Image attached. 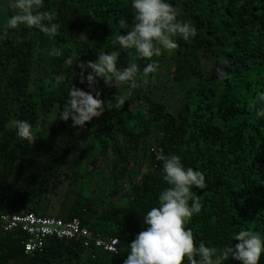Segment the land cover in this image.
Returning a JSON list of instances; mask_svg holds the SVG:
<instances>
[{"label":"trees","instance_id":"16d2710c","mask_svg":"<svg viewBox=\"0 0 264 264\" xmlns=\"http://www.w3.org/2000/svg\"><path fill=\"white\" fill-rule=\"evenodd\" d=\"M12 2L0 0V213L77 219L91 235L117 239L118 252L49 238L25 254L22 233L0 231V264H123L169 187L161 152L206 176L205 189H192L203 207L186 224L197 245H235L242 229L264 235V117L256 114L264 109V0H166L197 35L175 37L177 49L151 60L115 43L135 23L132 0H44L39 11L56 13L58 36L23 24L5 35L18 11ZM56 49L62 54H51ZM114 50L118 68L136 62L142 74L157 62L159 70L147 86L138 74L136 88L98 80L100 98L120 93L123 107L83 127L61 121L69 87L89 91L77 65ZM221 66L226 79L218 78ZM16 120L32 125V142L16 135Z\"/></svg>","mask_w":264,"mask_h":264},{"label":"clouds","instance_id":"9594fccd","mask_svg":"<svg viewBox=\"0 0 264 264\" xmlns=\"http://www.w3.org/2000/svg\"><path fill=\"white\" fill-rule=\"evenodd\" d=\"M44 0H13L11 7L17 13L10 16L4 25V34L9 29L20 25L36 28L49 36H58L61 25L56 21L55 12L39 11ZM135 10V23L130 30L116 37L115 43L120 49L134 50L139 59L162 55L163 51L172 52L179 47L175 37H182L188 42L197 35V29L191 23L178 19L180 13L166 0H132ZM122 29L126 27L124 20L119 21ZM61 55L56 49L53 53ZM120 52H100L97 59L81 62L77 66L80 83H87L89 91L71 85L68 98L60 114L61 121H72L73 127H83L93 118H99L106 110L121 109L126 98L120 93L108 101L102 100L101 91L96 87L102 80L107 87L127 85L132 88L140 86L137 76H142V84H149V75L158 72L159 64L152 62L143 68L136 62H129L127 67L118 68ZM90 70L87 76L85 71ZM218 78L226 79L228 73L221 66L216 69ZM154 79V77H153ZM63 74L55 77L56 85L64 82ZM264 101V95L260 97ZM255 108V105H253ZM258 117H264V109H257ZM16 135L26 141H33L32 125L26 120L14 121ZM163 162L164 179L169 185L158 197L159 206L153 207L143 217L147 226L139 232L129 245L131 251L123 264H225L231 259L241 264H258L264 253V235L253 230H239L232 240L238 241L221 248L206 246L204 241L195 242L193 231L186 227L193 215L199 214L203 205L193 187L205 189L207 181L200 170L187 167L181 157L175 154L165 155L162 152L156 157Z\"/></svg>","mask_w":264,"mask_h":264},{"label":"built area","instance_id":"2783aa9c","mask_svg":"<svg viewBox=\"0 0 264 264\" xmlns=\"http://www.w3.org/2000/svg\"><path fill=\"white\" fill-rule=\"evenodd\" d=\"M154 152H160L153 150ZM1 232H20L24 236L25 254L40 252L49 238L56 239H84V246L92 242L95 247L109 253L118 252V241L115 238L93 236L86 229L81 228L77 219L63 220L56 217H38L34 213L10 214L0 213Z\"/></svg>","mask_w":264,"mask_h":264},{"label":"rangeland","instance_id":"374dc122","mask_svg":"<svg viewBox=\"0 0 264 264\" xmlns=\"http://www.w3.org/2000/svg\"><path fill=\"white\" fill-rule=\"evenodd\" d=\"M127 188V187H126ZM59 193H61V192H59Z\"/></svg>","mask_w":264,"mask_h":264}]
</instances>
